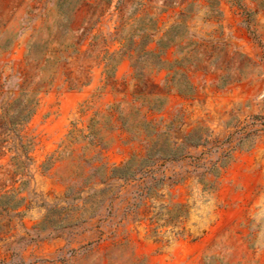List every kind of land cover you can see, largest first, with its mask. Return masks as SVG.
<instances>
[{"label":"rangeland","instance_id":"1","mask_svg":"<svg viewBox=\"0 0 264 264\" xmlns=\"http://www.w3.org/2000/svg\"><path fill=\"white\" fill-rule=\"evenodd\" d=\"M0 264H264V0H0Z\"/></svg>","mask_w":264,"mask_h":264},{"label":"trees","instance_id":"2","mask_svg":"<svg viewBox=\"0 0 264 264\" xmlns=\"http://www.w3.org/2000/svg\"><path fill=\"white\" fill-rule=\"evenodd\" d=\"M114 170H115V171H119L120 168H115ZM127 176H131V175H126V174H125V175H124V174L122 175V174H118V175H117V178L121 179V178H126Z\"/></svg>","mask_w":264,"mask_h":264}]
</instances>
